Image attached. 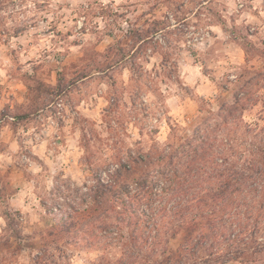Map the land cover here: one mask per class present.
<instances>
[{
  "label": "clouds",
  "instance_id": "obj_1",
  "mask_svg": "<svg viewBox=\"0 0 264 264\" xmlns=\"http://www.w3.org/2000/svg\"><path fill=\"white\" fill-rule=\"evenodd\" d=\"M0 264H264V0H0Z\"/></svg>",
  "mask_w": 264,
  "mask_h": 264
}]
</instances>
